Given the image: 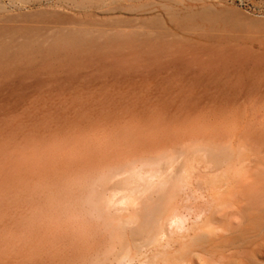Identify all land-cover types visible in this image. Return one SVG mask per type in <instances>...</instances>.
<instances>
[{
	"label": "rangeland",
	"instance_id": "1",
	"mask_svg": "<svg viewBox=\"0 0 264 264\" xmlns=\"http://www.w3.org/2000/svg\"><path fill=\"white\" fill-rule=\"evenodd\" d=\"M200 212L264 264V0H0V264L136 255Z\"/></svg>",
	"mask_w": 264,
	"mask_h": 264
},
{
	"label": "bare ground",
	"instance_id": "2",
	"mask_svg": "<svg viewBox=\"0 0 264 264\" xmlns=\"http://www.w3.org/2000/svg\"><path fill=\"white\" fill-rule=\"evenodd\" d=\"M208 17L209 16H207V18ZM69 35H67V37ZM69 37L71 38V35ZM131 170L128 172L131 173L133 171ZM165 173V170H157V172L151 174L150 177L152 180H159ZM155 182L157 181H154L152 185L155 184ZM152 185L148 186L145 190L147 191L152 188ZM157 185V191H162V195H160L157 201L147 202L145 206L144 224L150 227L155 223L158 210L161 209L162 203H165V200L174 193L177 180L175 182L173 178L166 177L161 179ZM203 215L202 212L197 213L193 217L181 213H173L168 217V228L166 230H161L159 233L151 230L146 232L148 233L146 239L135 245L136 255L133 253L132 247L126 245L124 252L116 257V259L91 261L90 264H137L134 261L138 260L137 256H140L139 254L142 253L143 247L156 244L157 241H164V243H161V245L158 244L156 251H153L151 254L152 256L149 255V257H146L144 260L139 261L138 264H198V259L195 257L196 254L202 258L201 262L204 261V264H233L228 259V256L217 252V247L211 246L207 248V236L211 234L214 228L210 222H205ZM157 220L161 221V218ZM158 234H161L160 238H158ZM142 258L143 257H141V259Z\"/></svg>",
	"mask_w": 264,
	"mask_h": 264
},
{
	"label": "built area",
	"instance_id": "3",
	"mask_svg": "<svg viewBox=\"0 0 264 264\" xmlns=\"http://www.w3.org/2000/svg\"><path fill=\"white\" fill-rule=\"evenodd\" d=\"M236 1V0H235Z\"/></svg>",
	"mask_w": 264,
	"mask_h": 264
}]
</instances>
